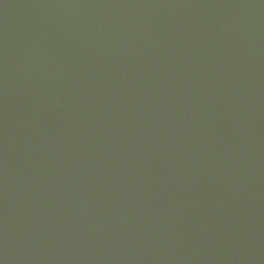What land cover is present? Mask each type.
<instances>
[{"label":"water","instance_id":"water-1","mask_svg":"<svg viewBox=\"0 0 264 264\" xmlns=\"http://www.w3.org/2000/svg\"><path fill=\"white\" fill-rule=\"evenodd\" d=\"M0 264H264V0H0Z\"/></svg>","mask_w":264,"mask_h":264}]
</instances>
